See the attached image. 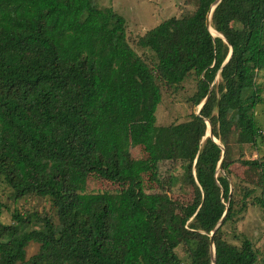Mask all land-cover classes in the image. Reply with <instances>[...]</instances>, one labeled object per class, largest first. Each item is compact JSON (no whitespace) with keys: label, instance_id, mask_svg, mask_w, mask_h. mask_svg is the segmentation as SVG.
Listing matches in <instances>:
<instances>
[{"label":"trees","instance_id":"trees-1","mask_svg":"<svg viewBox=\"0 0 264 264\" xmlns=\"http://www.w3.org/2000/svg\"><path fill=\"white\" fill-rule=\"evenodd\" d=\"M213 1L195 0L132 45L124 18L94 0H0V178L14 199L46 198L54 212L0 221V264H183L180 244L190 264H211L208 234L226 207L215 264H256L236 224L253 206L264 220V0H220L210 24L225 40L205 25ZM187 86L186 119L157 124L162 91ZM209 91L201 118L194 108ZM205 118L220 145L204 137ZM245 145L256 157L244 158ZM235 160L261 183L234 173ZM89 177L112 187L87 189Z\"/></svg>","mask_w":264,"mask_h":264},{"label":"rangeland","instance_id":"rangeland-1","mask_svg":"<svg viewBox=\"0 0 264 264\" xmlns=\"http://www.w3.org/2000/svg\"><path fill=\"white\" fill-rule=\"evenodd\" d=\"M100 7H111L115 12L121 15L125 20L126 36L129 43L133 42L139 35L144 34L149 28L157 25L164 19L169 17H180L192 12L195 8V0H94ZM219 76L216 78L218 81ZM187 85V84H186ZM185 91H178L176 93L163 90L162 99L156 110V123L169 124L180 122L186 119L191 112L186 97L191 92L190 86ZM197 111V107L194 108ZM255 118L259 125H264V107L258 105L255 109ZM236 144L233 145L235 147ZM133 158H144L146 153L140 146H135L131 149ZM223 151V150H222ZM244 158H249L251 155L256 157V154L245 145L243 148ZM238 149L234 148L233 157L238 156ZM169 166V162H165L162 170ZM218 169V168H217ZM234 173L246 179L249 183L260 184L259 171L244 167L234 161L232 165ZM222 172V171H221ZM145 190L150 200L157 207H162L167 210L170 206L165 202L166 196L159 188L149 182L145 178ZM111 184L96 177H89L87 182V189H105L111 188ZM179 200H183L182 196H177ZM175 199V198H173ZM0 203L3 206L0 208V221L7 224L11 222V214L14 210L37 211L40 213H47L54 215L50 203L46 198L27 195L21 199H14L9 187L0 178ZM56 222V218H54ZM237 232H243L248 235L253 241L259 251V257L256 264H264V220L261 209L258 206L250 207L247 213L236 224ZM182 235L192 237V234L182 233L177 231L175 237L179 239ZM155 238V235L153 236ZM38 250V244L30 242L26 247V257L29 258ZM176 253L183 260V264H190V259L187 254H184L181 244L176 249Z\"/></svg>","mask_w":264,"mask_h":264},{"label":"water","instance_id":"water-1","mask_svg":"<svg viewBox=\"0 0 264 264\" xmlns=\"http://www.w3.org/2000/svg\"><path fill=\"white\" fill-rule=\"evenodd\" d=\"M219 2H220V0H214L213 3H212L211 6H210V9H209L208 12H207V15H206L205 25H206V27H207V29H208V31H209L210 34H211V32H210V28H211V24H210V22H211V13H212L211 11L214 10V8L216 7V5H217ZM217 33H218V32H217ZM218 34H219V35H217V37H220V38H222L223 40H225L222 34H220V33H218ZM212 37H215V36H212ZM230 55H231V50H230V52H229L227 58H226L225 61L223 62V64H225V63L228 61ZM210 91H211V89H210ZM210 91L208 92V94L206 95V97L204 98V100H203V101L198 105V107H197L196 114H197L199 117H201V118H204V117H202V116L200 115L199 112H200L202 106L204 105V103L206 102L207 98L209 97ZM204 121H205V123L207 124V129L209 128V133H207V129H206V132H205L204 137L209 136V137L212 138V140H213L214 143L220 145L219 140H218V139L216 138V136L213 134V131H212V125H211L210 121H209L208 119H206V118L204 119ZM224 158H225V152H224V150H223V151L221 152V158H220L219 163H218V166H217V168L220 169L222 172H223V161H224ZM231 187H232V185H231ZM227 210H228V207H226V209H225V211H224L222 217L220 218V220L218 221V223L215 225V227L211 230V232L208 234L209 247H210V252H211V254H212V263H211V264H215V248H214V242H213V234H214L215 230L219 227V225L222 223V220L224 219Z\"/></svg>","mask_w":264,"mask_h":264},{"label":"bare ground","instance_id":"bare-ground-1","mask_svg":"<svg viewBox=\"0 0 264 264\" xmlns=\"http://www.w3.org/2000/svg\"><path fill=\"white\" fill-rule=\"evenodd\" d=\"M211 12H212V11H211ZM210 32H211V35H212V36H217V35H219V34L217 33V31H215L212 27L210 28ZM207 133H209V128L207 129ZM219 173L222 174L221 170H220V169H217V174H219Z\"/></svg>","mask_w":264,"mask_h":264},{"label":"clouds","instance_id":"clouds-1","mask_svg":"<svg viewBox=\"0 0 264 264\" xmlns=\"http://www.w3.org/2000/svg\"><path fill=\"white\" fill-rule=\"evenodd\" d=\"M198 107V106H197Z\"/></svg>","mask_w":264,"mask_h":264}]
</instances>
